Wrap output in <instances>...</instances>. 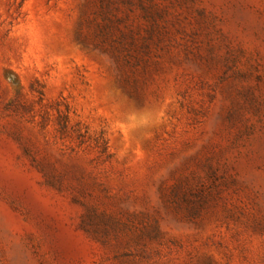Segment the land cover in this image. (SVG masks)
<instances>
[{
  "label": "rangeland",
  "instance_id": "rangeland-1",
  "mask_svg": "<svg viewBox=\"0 0 264 264\" xmlns=\"http://www.w3.org/2000/svg\"><path fill=\"white\" fill-rule=\"evenodd\" d=\"M0 264H264V0H0Z\"/></svg>",
  "mask_w": 264,
  "mask_h": 264
}]
</instances>
